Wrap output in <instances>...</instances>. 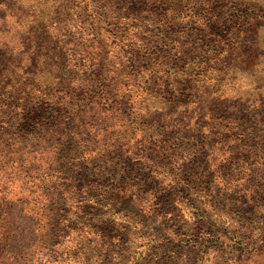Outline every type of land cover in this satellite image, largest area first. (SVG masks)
Masks as SVG:
<instances>
[{
  "label": "trees",
  "instance_id": "1",
  "mask_svg": "<svg viewBox=\"0 0 264 264\" xmlns=\"http://www.w3.org/2000/svg\"><path fill=\"white\" fill-rule=\"evenodd\" d=\"M192 1L60 0L50 11L48 26L55 24L59 8L67 19L79 18L80 35L72 37L70 21L62 26L59 40H52L42 28L34 33L29 58L43 54L50 73L59 72L45 84L48 91L34 94L33 82L30 92L25 81L11 83L10 62L0 57V176L29 175L30 169L38 171L48 161L40 180H48L44 185L52 194L68 182L77 188L95 185L100 190L95 197L120 184L134 186L140 178L145 180L144 171L133 162H123L122 145L135 128H141L146 139L163 149L157 153L163 158L179 148L197 154L179 169L193 174L192 179L204 162L203 152L194 144L200 136L198 120L205 114L216 122H205L210 127L231 123L252 129V137L242 133L240 139L257 151L264 174V47L257 36L259 26H264L263 0H206L214 5L204 8ZM187 3L193 13L199 9L208 14L189 20L188 13L178 12ZM251 90H256L255 102ZM249 100L254 109L247 110ZM53 176L62 181L54 184ZM255 186L256 197L264 181ZM120 188L119 193L127 191ZM138 190L129 192L139 197ZM203 212L201 220L207 218ZM202 232L219 236L207 226L185 241L199 240ZM260 235L264 237V230ZM233 238L240 236L229 237ZM152 242L141 251L139 264L151 259L161 263L178 251L169 241Z\"/></svg>",
  "mask_w": 264,
  "mask_h": 264
},
{
  "label": "rangeland",
  "instance_id": "2",
  "mask_svg": "<svg viewBox=\"0 0 264 264\" xmlns=\"http://www.w3.org/2000/svg\"><path fill=\"white\" fill-rule=\"evenodd\" d=\"M3 1L0 3V57L3 62H10L14 73H8L11 83L14 79L25 81L24 87L29 92L35 83L37 87L31 92L45 93L48 91L45 84L59 72L53 69L54 74L50 73L43 54H38L34 60L29 58L34 33L42 28L52 40H59L63 36L62 26L70 21L72 37H79V18L72 15L67 19L57 8V20L49 27L50 11L60 0H18V4L13 0ZM192 4L202 8L214 5L206 0H194ZM189 5L178 11L188 13L189 20L208 14L199 9L197 14L193 13ZM252 7L258 10L253 4ZM258 13L261 12L258 10ZM257 33L262 48L263 25ZM259 59L256 57L257 61ZM250 92V99L255 102L256 90ZM251 100L245 101L247 110L254 109ZM213 119L205 114L198 120L200 136L194 147L201 149L204 162L196 169L193 181V174H184L179 169L197 154L179 148L163 158L157 155L158 150L161 153L163 149L146 139L141 128L133 130L122 149L126 153L123 162L140 166L145 180L140 178L134 186L120 184L125 191L127 189L125 193H119L122 188L118 186L106 191V195L95 197L100 191L95 185L77 188L70 187L68 182L66 188L59 184L57 193L52 194L50 187L44 185L49 184L48 180H40L48 161L39 166L38 171L30 169L29 175L12 172L0 176V264H139L141 251L152 244L154 238L169 241L178 250L160 264H264V237L259 236L264 230V189H260L256 197L253 192L255 185L264 181V174L259 168L257 151L240 139L242 133L249 137L254 133L252 129H241L231 123L204 125L205 122L216 124ZM52 179H56L54 184L62 181L55 176ZM136 188H139V197L129 192ZM110 192H117L120 197ZM237 210L243 214L241 218ZM201 211L207 218L199 219ZM207 226L219 236L215 238L202 232L199 240L185 241L187 236L195 237V232L204 231ZM234 234L240 238L229 239ZM243 235L248 236L242 238ZM241 238L244 241L239 243ZM77 246L83 250L78 252ZM159 263L156 259L147 262Z\"/></svg>",
  "mask_w": 264,
  "mask_h": 264
}]
</instances>
